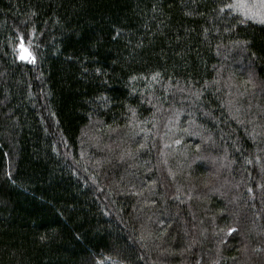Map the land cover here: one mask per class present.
I'll return each mask as SVG.
<instances>
[{"label": "trees", "instance_id": "obj_1", "mask_svg": "<svg viewBox=\"0 0 264 264\" xmlns=\"http://www.w3.org/2000/svg\"><path fill=\"white\" fill-rule=\"evenodd\" d=\"M230 2L0 0V264H95L112 247H119L133 264H164L165 260L168 264H183L182 249L187 244H182L183 239L177 244L157 235L161 247L147 250L132 246L128 240L130 230L133 238L140 236L139 231L148 243L135 222L126 223L129 230L122 226L133 220L132 208L138 207L134 197H113L122 215L116 218L105 214L103 210L109 212V208L98 198L97 184L84 180L87 174L76 171L74 165L82 163L98 180L107 174L109 192L114 184L126 187L123 180L133 177L161 184L167 175L163 170L145 171L158 164L156 152L146 154L143 149L145 154L141 152L133 160L127 152L132 148L126 151L114 143L108 146L109 138L114 129L128 124L133 112L142 116L140 122L152 126L157 115L147 108L146 100L154 95L152 102L156 105L166 99L173 102L172 95L182 89L185 92L179 94L180 99L187 102L175 103L173 111H191L194 103L200 104L202 113L195 131L209 133L216 143L207 145L212 155L194 156L203 157L205 162L190 168L191 176L186 175L182 165L188 164L185 159L178 157L173 164L183 172L178 178L182 183L186 179L191 184L186 185L203 189L198 194L200 201L177 203L171 198L177 191L173 185L171 195L162 189L150 192L158 206H143V213L147 215L145 212L159 207L157 217L163 226L177 220L182 222V229L184 220L191 222L194 218L190 224L196 231L194 239L202 243L206 229L203 233L199 225L209 223L208 228L219 234L229 223L240 220L245 226V240L233 230L229 237L232 240L221 243L226 250L220 254L221 264H245L243 246L248 258L256 257L255 264L264 262L251 231L252 223L255 227L259 222L252 210H263L264 194L254 208L247 192L231 195L223 188L227 179L236 186L251 182L249 163L264 150V135L256 134L254 129V125L264 124V95L258 101L256 94L259 97L261 90L253 91L247 83L251 70L256 72L261 88L264 86V25L231 14L227 9ZM18 31L36 32L37 65L16 59ZM231 75L236 76L237 89L228 88ZM154 76L161 81L159 91L152 89ZM247 108L250 111H245ZM259 114L261 121L254 125L244 122L257 120ZM94 120L99 122L94 126L99 140L89 135ZM143 141L150 143L152 139L149 141L145 134ZM88 149L95 161L89 164L80 158ZM235 162L237 168L232 170ZM219 172L228 176L219 178ZM256 172L264 182L262 171ZM182 183L177 182L184 191L178 192L180 196L192 189L181 188ZM215 191L222 193L230 205L213 195ZM238 195L243 196L240 206L251 212L243 220V214L237 213L241 208L233 199ZM222 212H227L225 218L214 221ZM200 220L205 221L201 224ZM161 252L168 255L166 259ZM199 252L193 256L196 258Z\"/></svg>", "mask_w": 264, "mask_h": 264}, {"label": "rangeland", "instance_id": "obj_2", "mask_svg": "<svg viewBox=\"0 0 264 264\" xmlns=\"http://www.w3.org/2000/svg\"><path fill=\"white\" fill-rule=\"evenodd\" d=\"M235 10L241 12L243 15L247 16V18H243L242 20L250 22L251 24L254 23H259L263 22L264 23V0H238L235 6ZM37 36L36 32L30 31V32H23V31H18L17 32V37L15 40V45H14V53L15 57L18 61L31 64V65H37L38 63V57H39V47L37 46ZM27 53H30L34 59L31 58H22L23 56L26 55ZM249 67V66H248ZM249 72V80L247 83L251 86V88L254 90H261L259 97L256 94V97L258 101L264 95V86L261 88L260 83L257 82L256 79V72L252 73L251 70H248ZM232 80L228 84V88H235L237 89V79L236 76L231 75ZM155 78H159L158 76H154L153 82L155 87L152 89H156V91L161 90V81L155 80ZM226 78V75H225ZM258 78V77H257ZM146 80V79H145ZM159 88V89H158ZM261 88V89H260ZM237 90H235L236 92ZM182 92H185L182 89ZM182 92H177L174 93L172 96L173 102H170L169 100H165V102H161L159 104L161 105H156V103L152 102L154 100V95H151L149 101L146 100L147 102V108L153 112L156 113V117L154 121L152 122V126L144 124L140 122L142 116H139L137 112H133L131 115V118L126 126L119 127L113 130L111 133V138H109V143L108 146L114 143L115 145H121L123 148L127 150L132 148V151H127L129 154V157L133 158V160H137V155H140L141 152L145 154L144 150H146V154L149 152H156V160L158 161V164H152V168H147L145 171L147 173H151L154 171V173L160 172V170H163L165 174H167L165 177L163 176V182L160 184L158 181L153 180L151 182L143 181L142 179L138 177H133L131 179L123 180L124 183L127 184L126 187L119 184H114L113 188H111V192L108 190V185H106L105 181L106 179L109 178L107 174L103 175V178L100 176V180L96 179L95 176L92 174L88 173V167L85 165L82 166V163H74L75 167H77L76 171L83 172V174H87V177L83 175L84 180L91 179L94 182L91 183L93 186L97 184L98 186V193L100 201H103L106 203L107 207L109 208L108 210L104 209L103 212L105 214L112 215L114 217H118L119 213L122 215V211H119L120 209L117 207V204L113 203V197H121L123 195H131L134 197L136 203H137V208L133 207V220L131 221H125L124 217H121L123 221H125V224H122V226L125 228V230H129V226L126 223L133 224L134 222L138 224L137 228L144 234L145 238L148 239V243L144 242V238L142 234L139 233V237L133 238L134 235L132 231H127L128 232V240L132 246L136 245L141 247V249H147L150 250L151 246L152 247H161L162 241L157 235H161L162 239L166 237L165 239H172L173 242L177 243L181 241V239L184 240L182 244L185 242L186 247L182 249V253L184 254V260L185 262L183 264H221V257L220 254L225 252L224 246H221V243L227 244L229 243L232 239H229L231 234L233 233V230L240 233L239 236L243 240L245 238L243 237V234L245 232V226L243 227L242 223L239 221H233L229 223L226 228L223 230V232H220L218 234L217 231L212 232V230L208 227H210L209 223H205L207 225H199L203 227V233L205 230V233L203 234L204 238H201L200 240L203 241L200 242L197 239H194L196 231L192 229V226L190 225L191 222H186V220L183 221V224L185 226V229H182V222L180 221H172V222H167L163 226V221L161 220L160 217H157L158 215V208L155 209V211H149L145 212L144 215V207L153 205L156 203V207L158 206V202L155 201L154 196L151 195L150 192L156 193L159 189H162L161 191L167 192V195H171V191L173 185L176 186V192L173 191V194H175L176 197H171L172 199L178 200L176 201L177 203H180L181 205H189L191 202H198L200 201L198 194L203 190L200 186H190L189 180H184L180 181L178 178L183 174L180 169H175L173 168L174 162H176V159L178 157H181L187 161L188 164H182L184 165L185 173L187 176H191L189 169L197 166L204 164V158H195L194 156L196 154H206V155H212V153L209 152L211 150L210 148H207V145L212 144V146L216 145L214 141H212V136L209 133H202L196 132L195 129L198 127L197 121L199 116H201L202 110H201V105L200 104H193L194 108L188 109V111L184 108L182 109L181 112L175 113L173 111V108H175L174 104H182L184 105L187 101L185 99H180L179 94ZM234 92V93H235ZM169 93V92H168ZM172 94V93H171ZM170 94V95H171ZM232 95L231 93H229ZM177 98V101L175 100ZM243 100L245 102L248 101L246 96H244ZM252 100H249V103H251ZM256 106H260L259 103L256 104ZM245 111H250V109H245ZM203 114L206 116L207 113L203 110ZM154 113V114H155ZM237 115H240V112L237 113ZM262 114H259V117L257 120H252V121H244L245 123L253 124L254 122L261 121L259 118H261ZM243 116L241 115V118ZM150 117H147L145 120L149 119ZM200 121V120H199ZM242 121V119H241ZM99 123L98 121H93L90 128H89V135L95 137V139L99 140V138L96 136L97 129H95V124ZM149 127V128H148ZM254 129L256 131V134H259L263 136L264 134L262 133V130L264 129V124L262 123L259 126L254 125ZM85 130V128H84ZM128 132V133H127ZM144 132L147 136V138L152 139V141L149 143L147 141H143L145 138V134H142V136L138 137V135ZM264 132V131H263ZM250 133V132H249ZM252 135V134H251ZM250 135V136H251ZM254 138V136L252 135ZM125 138V139H123ZM255 140V145L258 144V141ZM66 144V143H65ZM127 147V148H126ZM136 153V154H135ZM91 153L88 150H85L82 152L80 155L81 159H86L89 163L95 162L94 159L91 157ZM70 158V156H69ZM121 161H124V157H120ZM208 160L211 161L209 158ZM101 161H97L96 163H100ZM87 164V165H88ZM145 164H148L147 161H145ZM251 171L249 172V176L251 182L246 181L242 186H236V183H231V179H227L225 183L223 184V188L226 189L228 192L231 193V195H234L232 192H240V194H243V192H247L250 197L252 198V202L256 205L260 202H262V194H264V182H261V178L259 177V174L256 172V170H261L260 172L261 177L264 180V150L258 151V153L255 156V160L252 162L250 161L249 163ZM84 167V168H83ZM208 168H211V166L208 165ZM237 168V163L235 162L233 164L232 170ZM220 171V170H219ZM243 173V172H242ZM228 176V174H223L222 172H219V178L221 176ZM107 177V178H106ZM229 176L228 178H230ZM260 178V179H258ZM133 180V182H132ZM194 181V179H192ZM177 182L182 183L184 186H181V188H188L189 186L192 188L187 195L184 194V196H180L178 192L184 193L180 189V187L177 185ZM131 183V184H130ZM190 184V185H186ZM198 184L200 185V181H198ZM143 185H146L145 190H143ZM189 187V188H190ZM213 195L220 199H224L223 201L226 202V206L230 205L229 200L225 197L224 195L218 192H213ZM227 195V192L226 194ZM184 197V199H183ZM113 198V199H112ZM233 199L239 204H237L241 208V213L237 212L239 214H243L242 217L240 218L243 220V218L250 212V210H246L243 208V206H240L241 203H243V196H239L236 199V196L233 197ZM160 205H162V202H160ZM103 206V204H102ZM262 209L261 212H257L256 210H252L255 212L254 216L256 217V220L259 222L257 223V226L254 227V223H252L251 228L252 232L255 234V238L253 239V244L257 243V252H260L261 258L264 260V241H261L260 243L258 240L262 239L264 240V201L261 203ZM183 208H186V206H183ZM180 209L177 207V211ZM180 215H182L181 211ZM251 213V212H250ZM227 212H222L220 215V219L216 218L214 221L218 222L217 220H223L225 218ZM231 215V213H229ZM228 214V215H229ZM229 215V216H230ZM120 217V216H119ZM177 217V214L174 216ZM196 220V219H195ZM263 222L261 223V221ZM205 220H200V223L203 224ZM213 221V222H214ZM252 221V219H250ZM127 227V228H126ZM181 227V229H180ZM216 228V226L214 225ZM161 228V229H160ZM165 228V229H164ZM196 228V227H193ZM259 228L258 232L255 230ZM163 229V230H162ZM179 230V231H178ZM217 230V228H216ZM157 233V234H156ZM160 236V237H161ZM160 240V242H159ZM221 240V242H220ZM159 243V244H158ZM252 244V245H253ZM183 246V245H182ZM210 248H213L211 251ZM164 249V248H163ZM199 250H202L203 252H199ZM154 251V250H152ZM151 251V252H152ZM109 254H106V256L103 254L104 258H98L95 262V264H126V261L124 259L129 260L126 258V255L123 254L122 250H119V247L116 248H111V251ZM194 252H199L195 256H193ZM168 253V252H167ZM169 253H172L169 252ZM241 253L244 259H245V264H255L256 257H254L252 260L251 258H248V256L245 254L244 251V246L241 248ZM146 255V254H145ZM213 255H217L216 259H212ZM168 255L161 252V257L163 259H166ZM131 261V260H129ZM167 262V260H165ZM133 262V261H131ZM192 262V263H191ZM264 264V262L262 263Z\"/></svg>", "mask_w": 264, "mask_h": 264}, {"label": "snow or ice", "instance_id": "obj_3", "mask_svg": "<svg viewBox=\"0 0 264 264\" xmlns=\"http://www.w3.org/2000/svg\"><path fill=\"white\" fill-rule=\"evenodd\" d=\"M22 58H31V59H34V57H32L30 53H27V51H26V55L23 56Z\"/></svg>", "mask_w": 264, "mask_h": 264}, {"label": "bare ground", "instance_id": "obj_4", "mask_svg": "<svg viewBox=\"0 0 264 264\" xmlns=\"http://www.w3.org/2000/svg\"><path fill=\"white\" fill-rule=\"evenodd\" d=\"M126 261V264H133V262L127 260V259H124Z\"/></svg>", "mask_w": 264, "mask_h": 264}]
</instances>
